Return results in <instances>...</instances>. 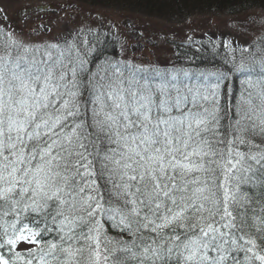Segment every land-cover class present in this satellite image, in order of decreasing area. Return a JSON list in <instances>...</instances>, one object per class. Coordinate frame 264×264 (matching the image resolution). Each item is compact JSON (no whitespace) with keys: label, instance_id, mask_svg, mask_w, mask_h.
Segmentation results:
<instances>
[{"label":"snow or ice","instance_id":"obj_1","mask_svg":"<svg viewBox=\"0 0 264 264\" xmlns=\"http://www.w3.org/2000/svg\"><path fill=\"white\" fill-rule=\"evenodd\" d=\"M49 60L41 62L43 70L22 69L19 62L0 67V209L15 216L5 222L7 245L38 243L41 230L21 217L35 213L43 217L44 231H52L50 218L62 233L60 243L49 241L46 253L41 249V264H126L129 256L137 264H264V246L249 231L264 233V217L249 225L251 197L241 190L247 184L264 187V146L245 136L250 129L264 140V90L256 119L249 114L255 111L251 93L242 98L249 111L241 114L237 106L232 135L220 132L216 89L183 100L178 93L172 101L136 91L126 96L112 83L98 84L93 126L116 145L98 171L99 150L79 119L77 70L61 58ZM246 119L250 125L242 126ZM101 178L111 185L107 198ZM105 215L134 238L132 246L102 249V237L113 243L101 223ZM83 224L87 232L77 234ZM137 234L141 241L147 234L148 242L136 245ZM0 264L15 262L0 255Z\"/></svg>","mask_w":264,"mask_h":264},{"label":"trees","instance_id":"obj_2","mask_svg":"<svg viewBox=\"0 0 264 264\" xmlns=\"http://www.w3.org/2000/svg\"><path fill=\"white\" fill-rule=\"evenodd\" d=\"M43 3L45 0H35ZM48 1H61V2H79L89 7H100L106 9H117L120 11H127L130 13H145L147 16H154L158 18H165L169 20H182L194 14H228L238 15L243 14L251 10L264 11V0H48ZM198 47L193 46H175L174 52L177 55V63L184 70L195 69L200 76H194L192 78L178 77L174 78L175 82L170 83L173 78V73L168 72L163 80L160 78L145 77L144 75L137 76L135 71L130 70L126 65L122 67L119 65L116 70H122L119 74H115L116 71H111L113 74L108 78L102 80L101 72L104 65H113L117 54L116 47L117 42L109 35L100 32H92L85 34L84 37L78 40L77 49L80 50L83 63L75 59L70 68L75 67L77 70L78 80L80 81L79 97L81 115L80 120L84 121L87 125L86 131L92 133V140L95 142V147L99 150V155L95 157L96 168L98 171L101 167V162L105 153L109 148H115L116 145L109 143L107 134L100 132L93 126V109L96 107L94 104L95 97L97 95L98 84L112 83L117 89L123 88L126 90L125 95L131 91H136L141 94H150L154 100L168 98L172 101L175 100L177 94L181 100L184 96H191L199 90L201 93L206 90L216 89L218 92L220 112V132L222 134L228 133L234 135V129L237 127L236 120L237 106L241 108V114L245 111H249L248 105L243 103V100L249 98L251 93L252 106L255 111L249 114L253 119L259 114L260 98L259 93L264 90V77L255 78L251 81V87L249 86L248 70H253L259 67H264V36L258 39L253 45L251 44L246 50H237L228 48L224 44V41H204L201 44H196ZM0 50L2 54L5 52L4 47L0 43ZM69 49H65L63 52H69ZM111 57L112 60L108 58ZM64 61L74 59L72 56L61 58ZM69 59V60H68ZM30 61L21 62V68H31L35 71L36 65L29 66ZM41 70L44 66H39ZM69 68V69H70ZM59 71V69H57ZM135 75V76H134ZM71 72H68L70 78ZM128 78V81H124ZM91 81V84H90ZM160 81V82H159ZM218 85V88H217ZM192 92H189V90ZM163 90V93H161ZM191 106V105H189ZM173 114H178L175 112ZM259 122L258 120L256 121ZM251 121L242 120L241 125H250ZM247 139L251 140L254 144L264 146V140L258 135H252L251 130L245 133ZM92 150V149H90ZM241 151H247V147L240 146ZM106 178H101L99 183L102 191L105 192L107 198V189L111 185L106 184ZM241 190L251 197V203L248 204V223L249 225L257 224L261 217H264V213L261 212V208L264 207V199H262V193H264V187L256 186L253 184L242 185ZM115 206H119L118 202L114 201ZM23 223L29 224L34 229L41 230V234L37 236L38 243L30 245H18L23 246L22 249L15 246L10 247L5 243L8 238L5 236V227L11 224L15 219V216L9 214L3 215V209H0V255L10 262L14 261L15 264H27V261H31V264H41V249L43 248L45 253L47 252L46 245L49 241L54 243H60L59 236L62 234L59 229L51 223L49 218L48 227L52 228V231H44L43 217L35 213L21 214ZM255 218V219H254ZM118 219V217H117ZM39 220L40 224L37 225L36 221ZM104 231L107 237L111 238L113 243L106 244L102 239V249L107 247L112 249L118 245L128 243L131 245V241L134 239L126 231H121L120 227L115 226L114 222L108 219L105 215L101 219ZM20 226L19 224L17 225ZM264 228V225H260ZM88 225L83 224L75 229L79 234L81 231L87 232ZM249 231L253 234L254 238H257L258 243L264 246V239H260L264 233L257 232L255 227L249 228ZM12 234L11 227H8V235ZM144 242H148L147 234H145V240L139 239L137 234L136 245H141ZM69 242L65 241L64 246ZM82 243V242H81ZM140 251L139 247L135 249ZM264 250V249H262ZM107 254V253H105ZM56 255L63 258V254L57 252ZM86 255V254H85ZM116 256H129L128 253H116ZM243 254L239 253V259L243 260ZM19 257V258H17ZM45 260H53V256L44 255ZM111 261H109V264ZM126 264H137L135 259H127ZM258 264V262H257Z\"/></svg>","mask_w":264,"mask_h":264},{"label":"rangeland","instance_id":"obj_3","mask_svg":"<svg viewBox=\"0 0 264 264\" xmlns=\"http://www.w3.org/2000/svg\"><path fill=\"white\" fill-rule=\"evenodd\" d=\"M43 4L52 6V9L20 15L27 8ZM92 32L107 34L118 44L117 61L113 65L103 66L101 73L104 80V77L113 74L111 71H115L119 63L122 67L124 64L130 66L146 77L163 79L175 67L180 69L173 50L175 46L198 47L196 44L204 41H224L231 49L250 48L251 44L264 36V12L251 10L238 15L196 13L182 20H169L145 13L89 7L79 2L0 0V43L10 52H4L7 55L2 56L0 50V67H10L8 64L16 63L18 59H28L32 65L33 61H40L44 66L42 61L51 63L49 55L56 59L61 58V53H68L53 55L64 44ZM17 46H20L21 53L16 51ZM42 48H49L50 51L44 52ZM71 48L76 50L77 46L72 45ZM40 50L44 53L40 54ZM19 54L21 57L14 61ZM75 56L64 61L68 68L75 59L80 65L82 58L79 49L75 51ZM121 71L117 69L114 73ZM124 81H128V78Z\"/></svg>","mask_w":264,"mask_h":264},{"label":"water","instance_id":"obj_4","mask_svg":"<svg viewBox=\"0 0 264 264\" xmlns=\"http://www.w3.org/2000/svg\"><path fill=\"white\" fill-rule=\"evenodd\" d=\"M49 9V6L48 5H44V6H38L37 8H28L24 11L21 12L20 15H24V14H27V13H32L34 11H43V10H47Z\"/></svg>","mask_w":264,"mask_h":264},{"label":"bare ground","instance_id":"obj_5","mask_svg":"<svg viewBox=\"0 0 264 264\" xmlns=\"http://www.w3.org/2000/svg\"><path fill=\"white\" fill-rule=\"evenodd\" d=\"M109 60H112L111 57L108 58ZM102 74V73H101ZM102 76V75H101Z\"/></svg>","mask_w":264,"mask_h":264}]
</instances>
